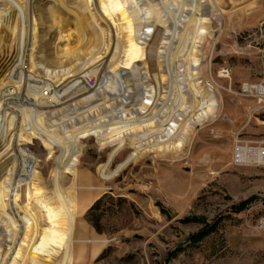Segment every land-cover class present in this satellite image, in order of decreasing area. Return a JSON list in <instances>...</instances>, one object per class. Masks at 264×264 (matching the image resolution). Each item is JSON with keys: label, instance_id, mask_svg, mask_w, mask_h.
I'll list each match as a JSON object with an SVG mask.
<instances>
[{"label": "bare ground", "instance_id": "6f19581e", "mask_svg": "<svg viewBox=\"0 0 264 264\" xmlns=\"http://www.w3.org/2000/svg\"><path fill=\"white\" fill-rule=\"evenodd\" d=\"M222 5L0 0V264H79L86 242L98 254L97 240L77 234L93 203L82 192L100 189L82 164L91 133L111 148L97 167L103 182L149 153L181 152L219 113L203 50ZM33 140L49 171L29 151ZM242 151L259 162V151Z\"/></svg>", "mask_w": 264, "mask_h": 264}, {"label": "rangeland", "instance_id": "374dc122", "mask_svg": "<svg viewBox=\"0 0 264 264\" xmlns=\"http://www.w3.org/2000/svg\"><path fill=\"white\" fill-rule=\"evenodd\" d=\"M222 10V17L212 19L203 50V73L221 108L194 129L181 152L149 153L102 182L97 167L111 148L100 150L95 135H89L83 169L100 189L82 192L83 204L93 203L78 217L77 234L97 240L99 251L93 257V243L86 242L79 264H264V165L244 159L242 150L243 161L235 160L236 146L259 147L264 140V110H259L264 100L227 90L262 79L258 29L264 23V0H223ZM6 48L0 45V56ZM225 66L229 79L217 75ZM28 148L49 171L52 160L41 141L33 140ZM130 151L118 155L112 167ZM202 229L207 234L191 241Z\"/></svg>", "mask_w": 264, "mask_h": 264}, {"label": "built area", "instance_id": "2783aa9c", "mask_svg": "<svg viewBox=\"0 0 264 264\" xmlns=\"http://www.w3.org/2000/svg\"><path fill=\"white\" fill-rule=\"evenodd\" d=\"M259 33V40L260 42H263V47H261L262 53H264V23H261L258 29ZM263 59V75L262 79L258 83H248V82H243L240 84V86L237 89H232L229 87L227 89L232 95H236L238 97H249V98H255L257 100H264V55H262ZM218 77L224 78V79H229L230 78V68L227 66L222 67L218 70L217 73ZM259 88V92H258ZM264 124V121H263ZM247 149L248 152L254 151L258 152L259 151V165H264V140L260 141L259 147H248V146H241L238 145L236 146L235 149V160L236 162H242L243 158H240L241 156V150ZM256 154V153H255ZM244 156V153L242 154V157ZM257 156V154H256Z\"/></svg>", "mask_w": 264, "mask_h": 264}, {"label": "trees", "instance_id": "16d2710c", "mask_svg": "<svg viewBox=\"0 0 264 264\" xmlns=\"http://www.w3.org/2000/svg\"><path fill=\"white\" fill-rule=\"evenodd\" d=\"M249 200L247 201H244L242 203H240L238 206H237V210H239L240 208H242L243 206H245V204L248 202ZM208 230L207 229H202L200 230L198 233L190 236V240L191 241H198L200 240V238H202L203 236H205L207 234Z\"/></svg>", "mask_w": 264, "mask_h": 264}, {"label": "crops", "instance_id": "0c3cea01", "mask_svg": "<svg viewBox=\"0 0 264 264\" xmlns=\"http://www.w3.org/2000/svg\"><path fill=\"white\" fill-rule=\"evenodd\" d=\"M259 110H264V104H259Z\"/></svg>", "mask_w": 264, "mask_h": 264}]
</instances>
